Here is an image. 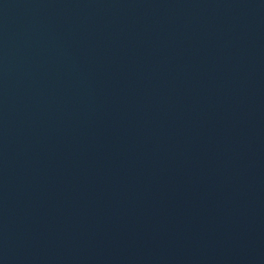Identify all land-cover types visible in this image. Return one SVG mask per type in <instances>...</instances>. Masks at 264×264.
<instances>
[{"label":"water","instance_id":"water-1","mask_svg":"<svg viewBox=\"0 0 264 264\" xmlns=\"http://www.w3.org/2000/svg\"><path fill=\"white\" fill-rule=\"evenodd\" d=\"M0 264H264V0H0Z\"/></svg>","mask_w":264,"mask_h":264}]
</instances>
